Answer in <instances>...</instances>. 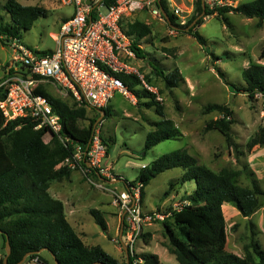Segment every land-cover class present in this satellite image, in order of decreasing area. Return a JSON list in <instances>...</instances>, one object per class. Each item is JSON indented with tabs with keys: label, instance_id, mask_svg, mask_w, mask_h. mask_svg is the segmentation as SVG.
Masks as SVG:
<instances>
[{
	"label": "rangeland",
	"instance_id": "1",
	"mask_svg": "<svg viewBox=\"0 0 264 264\" xmlns=\"http://www.w3.org/2000/svg\"><path fill=\"white\" fill-rule=\"evenodd\" d=\"M6 1L0 0V15L4 22H10V15L5 9ZM17 1L47 9V15L39 17L30 29L20 31L21 41L36 50H55L54 35L59 31L61 21L72 14L73 6L62 5L56 0ZM248 1L252 0H207L215 12L206 16L203 24L198 26L199 33L207 40L204 46L188 33L173 32L165 18L155 17L149 10L137 11L125 18L124 23L141 20L151 26L152 33L141 40V48L148 52L146 57L132 58L129 63L159 88L165 118L174 122L179 135L160 142L144 154L147 134L155 128L154 122L162 117L155 105H148L152 103L150 98L144 95L139 98L132 92L126 96L117 94L102 125V135L108 149L104 164L112 166L114 172L124 179L132 181L137 178L143 165L150 164L165 153L186 149L198 157L200 163L214 171L224 168L237 170L240 184L252 187L256 180L264 190V143L249 146L258 134L262 137L264 97L261 94L250 97L232 86L245 84L242 77L245 67L252 63L264 64V57H261L264 23L260 26L258 18H248L232 11L220 15L217 11L219 7L237 6ZM168 3L170 10L175 4L178 5L187 22L196 8L195 0H168ZM13 56L10 42L0 39V83L5 78L6 67L11 64ZM155 60L158 61L157 68L166 74L178 67L184 80L176 87H167L162 75L152 65ZM219 69L224 73V78L219 75ZM41 84L52 97L73 101L64 96L54 83L44 81ZM210 103L225 104L233 111L229 117L233 120L231 142L219 130L205 129L209 121L222 117L219 111L205 112V107ZM88 113L97 119L101 117V114L99 116L91 109ZM83 122L87 123L88 120ZM183 173L182 167H175L153 178L142 195L144 209L169 212L176 204H188L186 196L193 192L196 183L181 182ZM171 181H174L173 185ZM106 186L101 188L90 183L80 170L74 169L70 178L53 181L50 193L66 203L69 221L85 244H99L124 261L126 254L119 237L122 215L115 191L124 190L126 184L121 180ZM260 200L262 206L248 217L243 216L235 205L225 207L223 212L227 224L228 251L243 256L246 247L254 243L264 249V195L260 196ZM92 209L102 212L107 221V231L96 223L91 214ZM147 230L149 232L138 240L139 253L144 255L148 252L146 240H150L154 233L149 251H158L161 264H180L174 254L163 251L160 243H167L168 238L162 222L145 224L144 231ZM5 253L0 232V258ZM40 254V258L31 260L32 264H55L48 251L43 250Z\"/></svg>",
	"mask_w": 264,
	"mask_h": 264
},
{
	"label": "trees",
	"instance_id": "2",
	"mask_svg": "<svg viewBox=\"0 0 264 264\" xmlns=\"http://www.w3.org/2000/svg\"><path fill=\"white\" fill-rule=\"evenodd\" d=\"M112 1L115 0H106L107 3ZM195 3L194 14L185 25L177 22V16L170 10L168 0H160L158 5L169 15L170 23L178 27L179 32L192 35L204 46L207 40L199 33L198 26L215 10L210 8L207 0L205 8L202 0H195ZM5 9L11 20L4 22L0 15V39L5 42H10L12 38L21 39L22 29H30L39 17L47 15L45 7L24 5L17 0H7ZM217 11L220 15L232 11L248 18H258L260 26L264 23V0L219 7ZM200 15L202 16L191 26ZM189 26L191 27L187 30ZM123 28L132 39L131 47L136 56L146 57L148 52L141 48V40L152 33L151 26L141 20H134L124 23ZM48 51L44 50L43 53ZM261 57H264V46ZM155 61L152 65L162 75L167 87H176L184 80L178 67L166 74L164 70L157 68L158 61ZM218 73L224 78L220 69ZM119 77L135 96L150 98L152 103L148 105H155L157 113L162 117L154 122L155 128L147 134L144 154L160 142L176 138L179 135L177 127L171 119L165 118L163 105L152 92L143 87L141 78L136 74H119ZM144 77L150 83L145 75ZM242 77L244 85L237 87L232 84L236 91L244 92L250 97L258 94L264 97V64H250L243 69ZM138 86L141 88H137ZM36 92L46 95L54 112L60 115L63 124L61 133L69 135L86 150L98 121L96 117L89 116L91 108L75 101L72 96H69L73 99L71 102L52 97L43 84L38 85ZM4 97L5 91L0 87V99ZM104 110L106 114L103 120L109 112V106ZM212 111L221 112L222 117L209 121L205 129L219 130L231 142L233 120L229 117L233 111L225 104L210 103L205 107V112ZM84 120L88 122L84 123ZM36 125L37 121L29 117L6 122L0 112V229L3 231L4 248L7 236L11 246L8 263L16 264L31 252L23 264H32L31 260L41 257L38 251L47 249L50 254L56 255L60 264H132V257L126 256L124 261H120L99 244H85L71 224L64 202L50 193V187L55 180L71 177L74 170L61 163L73 153L74 143L66 146L56 135L46 143L44 135L47 129H37ZM261 131L262 137L258 134L250 141L249 146L264 143V129ZM175 167L184 169L181 182L196 183L193 192L186 196L189 203L180 209L172 208L170 216L161 221L168 238L165 245L177 261L180 264H264V249L258 243L246 247L243 256L228 251L227 224L223 212V204L231 202L243 216L253 215L262 206L260 196L264 195V190L256 180L252 187L243 186L238 179L239 171L228 168L214 171L200 163L186 149L165 153L143 166L135 180H123L130 185L142 184L144 195L145 187L153 178ZM170 183L173 185L174 181ZM91 214L102 230L107 231V221L102 212L92 209ZM4 257L0 258V264H4ZM141 257L142 264H160L159 256L155 253H146Z\"/></svg>",
	"mask_w": 264,
	"mask_h": 264
},
{
	"label": "built area",
	"instance_id": "3",
	"mask_svg": "<svg viewBox=\"0 0 264 264\" xmlns=\"http://www.w3.org/2000/svg\"><path fill=\"white\" fill-rule=\"evenodd\" d=\"M56 1L73 6V12L61 21L59 31L54 35L55 50L43 53L19 38L11 39L14 56L0 83L5 91V97L0 99V112L6 122L34 118L37 129H47L44 135L46 143L54 135L66 146L74 143L73 153L61 164L80 170L90 183L106 188L107 184H114L123 178L118 177L112 166L103 163L107 157V146L102 137L103 119L96 122L88 148L84 150L69 135L61 133L63 124L60 115L54 112L50 99L37 93L36 88L44 81L52 82L64 96H72L75 101L86 104L99 114L97 109L107 108L116 93L124 96L131 94L119 74H136L141 78L143 87L162 101L159 88L147 82L144 74L129 63L137 56L123 24L127 16L137 11L149 10L160 19L165 16L158 5L159 0H115L109 3L106 0ZM171 11L180 25L187 23L178 5L175 4ZM170 27L173 32L179 30L176 26ZM125 184L124 190L115 191L120 213L124 216L123 240L128 248V257H132V264H142L137 243L143 238L144 225L163 221L170 216V212L145 210L142 184ZM183 205L176 204L173 208L180 209Z\"/></svg>",
	"mask_w": 264,
	"mask_h": 264
},
{
	"label": "water",
	"instance_id": "4",
	"mask_svg": "<svg viewBox=\"0 0 264 264\" xmlns=\"http://www.w3.org/2000/svg\"><path fill=\"white\" fill-rule=\"evenodd\" d=\"M159 1H160V0H159ZM202 2H203V7L205 8V6H206V2H205V0H202ZM162 13H163V15L165 16V18H166V20L168 21V23H169L171 26L174 27V25H172V24L170 23V17H169V15H168L163 9H162ZM203 14H204V12H203ZM203 14H202V15H203ZM202 15L198 16V17L193 21V23L191 24V26H192L193 24H195L196 21H197ZM191 26H189V27L187 28V30H188ZM97 110H98L99 113L101 114L100 119H102V118L105 116L106 111H105L104 109H97ZM86 164L89 165L88 162H87ZM123 227H124V216L122 217V227H121V232H120V236H119V237H120V242H121V244H122V246H123V249H124V251H125V254H126V256L128 257V256H129V255H128V248H127L126 243H125L124 240H123ZM0 232L2 233L3 231L0 229ZM5 249H6V256L4 257V264H9V263H8V256H9L10 253H11V246H10V242H9L8 236H7V241H6V247H5ZM43 250H47V249L39 250L38 253H40V252L43 251ZM47 251H48V250H47ZM30 254H31V252L27 253V254L22 258V260L19 261V262L16 263V264H23V263L25 262V260L27 259V257H28ZM51 255H52L53 259H54L55 264H60L59 261H58V259H57V257H56V255H55L54 253H51Z\"/></svg>",
	"mask_w": 264,
	"mask_h": 264
},
{
	"label": "crops",
	"instance_id": "5",
	"mask_svg": "<svg viewBox=\"0 0 264 264\" xmlns=\"http://www.w3.org/2000/svg\"><path fill=\"white\" fill-rule=\"evenodd\" d=\"M117 94H121V93H116V95L114 96V98L111 100V102L115 99V97L117 96ZM111 104V103H110ZM109 108H110V105H109ZM100 114V113H99ZM100 119V118H99ZM103 119V118H102ZM191 154V153H190ZM193 155V154H192ZM195 156V155H194ZM198 158V157H197ZM200 162V161H199ZM143 166H145V165H143ZM142 166V167H143ZM116 174H118V173H116ZM119 175V174H118ZM122 177V176H121ZM123 178V177H122ZM55 197V196H54ZM57 198V197H56ZM59 199V198H58ZM63 201V200H62ZM64 202V201H63ZM64 205H65V211H66V203L64 202ZM227 206H233V203H231V202H226V203H224L223 204V211H224V209H225V207H227ZM229 210H231V207H229ZM67 213V212H66ZM68 215V214H67ZM224 215H225V213H224ZM226 219V218H225ZM146 232H149L148 230L147 231H144V233H146ZM154 238V233H153V235L151 236V238H150V240H149V243L148 244H146V246H147V250H148V252L147 253H155V254H157L158 256H159V259H160V264H161V262H162V260H161V255L158 253V251H149V247L148 246H150L151 245V242H152V239ZM161 245H162V248H163V251H166V252H168V253H170V254H172L169 250H168V248H167V246L165 245V244H162V243H160ZM161 252H162V249H161ZM164 253V252H163Z\"/></svg>",
	"mask_w": 264,
	"mask_h": 264
}]
</instances>
